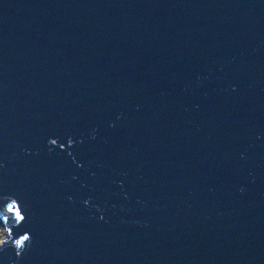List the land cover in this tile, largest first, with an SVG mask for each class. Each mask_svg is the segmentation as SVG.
<instances>
[{
    "label": "water",
    "instance_id": "obj_1",
    "mask_svg": "<svg viewBox=\"0 0 264 264\" xmlns=\"http://www.w3.org/2000/svg\"><path fill=\"white\" fill-rule=\"evenodd\" d=\"M0 163L18 264H264V0H0Z\"/></svg>",
    "mask_w": 264,
    "mask_h": 264
},
{
    "label": "clouds",
    "instance_id": "obj_2",
    "mask_svg": "<svg viewBox=\"0 0 264 264\" xmlns=\"http://www.w3.org/2000/svg\"><path fill=\"white\" fill-rule=\"evenodd\" d=\"M235 86H233V90ZM119 119V116L117 117ZM112 126V125H110ZM92 139H95V130H93ZM66 143H59L58 138L49 137L47 140V144L49 146V152L53 150V147L58 146L60 149L71 148L76 143L82 142V138H77V140H73L71 136H67L65 138ZM25 153H29V149H22ZM68 154L71 156V152ZM74 159V157H73ZM0 167H4L2 163H0ZM118 184H122V181H117ZM242 192L243 189L241 188ZM3 199V206L0 207V251L6 250L7 248H12L14 255L16 257L15 260H11L10 264H18V261L23 256V254L31 247L33 242V237L29 231H23L22 233H14L13 228L20 226L26 219V205H22L20 200L14 194H5L0 197ZM72 198L69 197V200ZM90 197L85 199L83 203L87 206L89 205ZM100 211L99 205H93ZM103 219V215L100 216Z\"/></svg>",
    "mask_w": 264,
    "mask_h": 264
}]
</instances>
